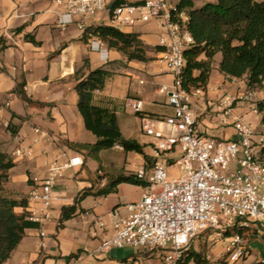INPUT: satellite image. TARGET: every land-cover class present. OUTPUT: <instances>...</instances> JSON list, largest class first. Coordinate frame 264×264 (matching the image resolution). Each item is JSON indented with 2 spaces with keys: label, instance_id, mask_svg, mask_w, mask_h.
Segmentation results:
<instances>
[{
  "label": "crops",
  "instance_id": "1",
  "mask_svg": "<svg viewBox=\"0 0 264 264\" xmlns=\"http://www.w3.org/2000/svg\"><path fill=\"white\" fill-rule=\"evenodd\" d=\"M193 2L196 7L205 3L204 0ZM63 11V7L54 0H0V40L5 44L3 49L0 46V148L10 153L5 147L11 144V141H17L18 145H32L36 151V157L29 160V165L24 170H15V167L10 170L8 183L15 191L9 194L18 199L28 198L33 179L41 178L45 174L43 162L46 158L63 152L83 155L72 147L70 142L94 143L75 139L71 132V126H79L80 120L69 104L67 92L76 90L78 80L98 67L116 73L123 72L136 79L142 72L136 60L128 61L123 52L109 47L107 43L103 46L104 49L93 50L91 38L88 41L83 39L84 30L78 24L63 26L60 23ZM88 25H92L91 22H88ZM160 31L159 26L154 23L140 26L134 31L139 33L148 48V55L154 58L147 62V67H150L147 69L150 82L141 78L139 84L130 86L124 97L106 92V86L103 90L95 92V101L114 108L118 119L121 113L131 111L126 107L128 97L142 98L145 101V111L152 115L172 113L167 96L160 91L162 85L170 86L173 83V76L158 59L161 52L157 45ZM26 34L34 36L39 43L26 39ZM217 54L207 88L191 98L192 106L201 134L236 139L234 118L231 116L227 118V122L224 121L216 111L217 107L213 108L212 105L220 103L228 95L251 89L258 90L259 96L264 98V86L250 88L247 86L246 76L232 77L220 72L218 65L222 53L221 56ZM112 61H124L128 67L123 68L124 71L113 70L110 68ZM141 80L144 82L141 83ZM22 81L26 82L27 94L32 99L44 103L43 105L27 104L18 96L15 88ZM158 82L161 84L156 86ZM31 108H37L38 114L40 109L44 110L50 123L66 129V135H59L51 129L41 127L33 119ZM232 115L251 121L256 128L255 138L259 140V133L263 132L264 124L260 117L251 112L249 105L234 104ZM6 123L10 124L9 127L14 126L15 134H11ZM36 128H39L41 133L37 132ZM122 132L125 137L137 139L142 144L149 142V138L146 139L141 133L140 121L136 131L138 136L132 135L130 131ZM2 135L4 139L12 140L3 143ZM36 139L39 140L35 143ZM260 147L263 149V155L264 145ZM107 150L123 151L128 163L116 165H120V172L125 174H135L136 169L144 164L146 159L144 155L139 158V154L130 157L123 149L113 147ZM107 150L100 152L99 167L115 165L114 162L104 159L103 153ZM82 168L83 166L76 168L74 172ZM94 177L96 176L93 175L84 188L72 186L70 190L69 183L72 178L63 175L56 186L58 199L54 202L52 218L44 225L26 228L24 237L4 264H162L161 253H157L158 251L133 250L128 247L96 251L101 242L113 233L116 216L127 213V203L137 201L143 196L144 185L122 182L117 185L115 191L107 195L86 196L79 203V208L84 211H78L60 227L63 206L74 204L83 189L92 187L93 191H96L108 182L104 179L102 183H96ZM17 211H23V208L19 207ZM42 230L46 232L45 236L41 235ZM70 255L73 257L67 258Z\"/></svg>",
  "mask_w": 264,
  "mask_h": 264
},
{
  "label": "built area",
  "instance_id": "2",
  "mask_svg": "<svg viewBox=\"0 0 264 264\" xmlns=\"http://www.w3.org/2000/svg\"><path fill=\"white\" fill-rule=\"evenodd\" d=\"M54 1L64 9L60 23L63 26L75 23L84 31L92 17L102 15L108 21L101 24L125 32L156 24L161 30L158 59L173 76L170 86L160 87L172 108L171 114L150 115L145 113L142 98L126 100V107L139 114L141 133L149 138L148 158L135 171L136 177L146 182L145 192L139 200L127 203L126 214L116 216L113 233L96 251L133 247L159 251L162 264H181L192 241L210 233L222 240L227 261L239 264L248 255L249 245L236 227L245 228L250 222L264 226V159L260 147L264 145V130L256 140L255 125L242 116H233L232 109L236 103L247 104L262 120L264 105L261 107L260 103L264 98L258 90L251 89L228 95L212 105L224 121L234 118L236 139L201 134L191 98L203 89L187 92L181 79L186 66L185 50L195 42L188 28L189 6H181L182 0ZM104 45L101 39L91 36L93 50H102ZM36 131L41 133L39 128ZM113 147L123 149L120 143ZM12 155L30 160L36 157V151L32 145L21 144ZM84 162L82 154L66 152L44 160L45 174L33 179L28 197L29 220L44 225L52 218L54 202L58 199L56 186L64 171L81 168ZM169 165L178 166L184 173L172 177ZM41 235L45 236L46 232L42 230Z\"/></svg>",
  "mask_w": 264,
  "mask_h": 264
},
{
  "label": "trees",
  "instance_id": "3",
  "mask_svg": "<svg viewBox=\"0 0 264 264\" xmlns=\"http://www.w3.org/2000/svg\"><path fill=\"white\" fill-rule=\"evenodd\" d=\"M180 5L190 7L188 28L195 40L194 44L185 50L186 66L181 75L182 87L187 92L196 88L206 90L215 56L219 52L222 53L218 65L220 72L232 77L246 76L247 86L250 88L264 86V0H213L199 7L195 6L193 0H182ZM91 36L98 37L109 47L123 52L129 60L154 59L148 55V48L137 32H125L109 25L96 24L86 26L83 39L88 41ZM25 38L39 43L31 34H26ZM2 41L0 40L1 49L5 48ZM202 55L205 57L202 58ZM113 73L107 68L98 67L76 83L79 112L86 128L97 140L94 143L70 142V145L78 151H87L90 157L99 160L102 150L112 149L115 143H120L124 152L135 151L147 159L145 145L137 139L124 136L116 110L95 101V92L104 89ZM25 86V81L17 84L15 92L18 96L27 104L43 105L44 103L32 99L27 94ZM263 105L264 100L260 103L261 107ZM145 113L150 114L146 111ZM262 122L264 123V116ZM12 132L15 134L16 130L13 129ZM15 165L12 156L0 149V264H4L11 256L24 237L25 229L38 225L27 218L28 198L18 199L6 192L5 184L9 181L10 170ZM122 182L146 185V182L139 180L134 173L119 172L96 191H93L92 187L85 188L79 193L74 204L63 206L60 227L78 211H84L79 208L83 198L88 195H107L115 191L117 185ZM19 207H22L23 211H17ZM236 229L240 232L243 230L239 226ZM253 246L259 249L262 259L252 264H264V244L255 242ZM71 257L73 255L67 258ZM191 261L198 264H216L189 248L181 264ZM218 264L238 263L223 260Z\"/></svg>",
  "mask_w": 264,
  "mask_h": 264
},
{
  "label": "rangeland",
  "instance_id": "4",
  "mask_svg": "<svg viewBox=\"0 0 264 264\" xmlns=\"http://www.w3.org/2000/svg\"><path fill=\"white\" fill-rule=\"evenodd\" d=\"M204 1L207 2V1H212V0H204ZM107 21H108V19H107V16H105V15L94 16L90 20L92 25L105 23ZM217 55L221 56V52L218 53ZM126 59L128 61H130L127 58V56H126ZM136 61L138 62L140 68H142V72H141V74H138L137 79L132 78L131 76H129L123 72L122 73L121 72H117V73L114 72L112 75L113 77L110 80H108L106 83L105 91L108 93H112L118 97H124L126 95L127 91L129 90L130 86L131 85L135 86V85L139 84L140 83L139 81L141 78L150 82L151 78L147 77V76H149L147 69L150 68L149 66L147 67L148 61H140V60H136ZM127 67H128V65L124 61H121V62L112 61V62H110V68L113 70L119 69L120 71H124L122 69L127 68ZM160 84H161V82H158V83H156V86H158ZM67 93H68L67 95L69 98V104L74 109V111L77 113V116L79 117V120H80L79 126H71V132L73 133L75 139H79V140H82L85 142H95L97 140V137L90 130H88L86 128L84 121L82 119V116L79 112L78 105H77V99H78L77 91L76 90H69ZM164 95H166V94H164ZM37 112H38L37 108H31L30 109V113H31L33 119L39 125H41V127L51 129L56 134H59V135H66V133H67L66 129H64L60 126L52 125L50 123V121L47 119L46 114L44 113V110L40 109L39 114ZM118 120H119V125L121 126V128L124 132L130 131V133H132V135L138 136L136 131H137V127H138V122L140 121L139 115L135 114L132 111H127L125 113H121L119 115ZM13 129H14V126H11L8 128V130L11 132L12 135H13V132H12ZM2 137H3V140H2L3 143L5 141H8L9 139L12 140V138L4 139L3 135H2ZM146 139H148V137ZM144 143H147V142H144ZM144 145H145V152H149L151 150L150 145L149 144H144ZM16 146H18V142L17 141H11V144L6 146L5 148H8L10 150L9 154L12 156V158L16 162V165L14 166L15 170L16 169L24 170L29 165V160L17 159L12 155V151L14 150V148ZM80 152H82L84 155V161L85 162H84L83 168L77 172H74V169H67L63 173V175H66V176H69L72 178V180L69 183L70 190H71L72 186L78 187L79 189L84 188L86 185L89 184V181L93 177V175L96 176V177H94L95 178L94 182L100 184L104 181V179H107L106 180V182H107L111 176H114L121 171V169H122L120 167L121 164L128 163L124 157L123 151H121V150H119V151L107 150L103 153L105 160H107L109 162H114V164H115L113 166L108 165L107 168L102 166V165H100V167H99L98 160L90 157L89 153L87 151H80ZM128 153H129L130 157L135 156V154H139V156H138L139 158L142 156L141 153H137L135 151H129ZM262 157L264 159V155H262ZM116 164H120V165H116ZM98 167H99V169H98ZM97 169H98V171H97ZM168 170H169L172 177H177V176H180L181 174L184 173V170H181L178 166L169 165ZM9 180H10V177H9ZM5 188H6V192H8V193H12L15 191V189H13V187L10 186L8 182L5 184ZM258 226H259L258 223L250 222L249 226L243 228L242 233L245 236L246 241L248 242L249 252H248V255L245 257V259L242 260L239 264H252V263H255V262L260 261L262 259V256L260 254L259 249H257L256 247L253 246V244L255 242H259V243L264 244V230H262L260 226L258 228ZM256 227L258 229H256ZM262 228H264V226H262ZM128 248H131L133 250H139V249L133 248V247H128ZM191 248H193V250L201 253L203 256H205L212 263L218 264L223 260L227 261V254L225 253V245L222 243V240L219 239L218 237H216V238L213 237L210 233H204V234H201L200 236H198L197 238H195L192 241ZM143 250L148 251L146 249H143ZM157 253H159V251Z\"/></svg>",
  "mask_w": 264,
  "mask_h": 264
}]
</instances>
